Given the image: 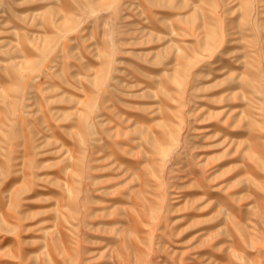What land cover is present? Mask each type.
Here are the masks:
<instances>
[{
    "label": "rangeland",
    "instance_id": "obj_1",
    "mask_svg": "<svg viewBox=\"0 0 264 264\" xmlns=\"http://www.w3.org/2000/svg\"><path fill=\"white\" fill-rule=\"evenodd\" d=\"M50 1L0 0V264H264V0Z\"/></svg>",
    "mask_w": 264,
    "mask_h": 264
},
{
    "label": "crops",
    "instance_id": "obj_2",
    "mask_svg": "<svg viewBox=\"0 0 264 264\" xmlns=\"http://www.w3.org/2000/svg\"><path fill=\"white\" fill-rule=\"evenodd\" d=\"M55 1V0H54ZM61 1V3H62V6L63 7H66V8H68L69 6H71V3H70V1H68V0H60ZM50 2H53L52 0L50 1ZM46 7V6H45ZM48 7V6H47ZM49 7H53L52 5H49ZM51 23H53V21H51Z\"/></svg>",
    "mask_w": 264,
    "mask_h": 264
}]
</instances>
